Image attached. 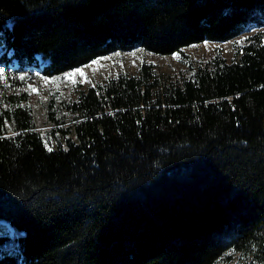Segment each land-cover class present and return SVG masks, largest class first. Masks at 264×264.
Masks as SVG:
<instances>
[{
	"label": "trees",
	"instance_id": "trees-1",
	"mask_svg": "<svg viewBox=\"0 0 264 264\" xmlns=\"http://www.w3.org/2000/svg\"><path fill=\"white\" fill-rule=\"evenodd\" d=\"M263 26L264 0H0V66L54 77ZM263 36L169 85L145 65L43 117L0 103V264H264Z\"/></svg>",
	"mask_w": 264,
	"mask_h": 264
},
{
	"label": "rangeland",
	"instance_id": "rangeland-1",
	"mask_svg": "<svg viewBox=\"0 0 264 264\" xmlns=\"http://www.w3.org/2000/svg\"><path fill=\"white\" fill-rule=\"evenodd\" d=\"M263 31L264 26L256 27L229 41H204L184 47L180 52L170 55H160L141 48L117 51L54 77L45 76L39 68H28L16 73L14 69L8 70L0 66V103L2 106H9L13 99L21 105L32 106L37 115L43 117L47 101L53 100L55 108H59V104L65 100H75L81 92L99 84L103 85L110 78L119 75H138L141 67L145 65L152 67L160 85H169L191 74L200 64L217 54L222 55L227 61L234 60L237 58L238 50L242 49L249 38ZM80 72H83V76ZM74 73L75 75H72ZM46 132L43 128L44 137ZM246 262H249L246 255L228 251L217 264Z\"/></svg>",
	"mask_w": 264,
	"mask_h": 264
},
{
	"label": "snow or ice",
	"instance_id": "snow-or-ice-1",
	"mask_svg": "<svg viewBox=\"0 0 264 264\" xmlns=\"http://www.w3.org/2000/svg\"><path fill=\"white\" fill-rule=\"evenodd\" d=\"M94 63H95V62H94ZM72 75H75V73L72 74ZM80 75L83 76V72H80ZM69 78L71 79V77H69ZM21 79H23V77H21ZM49 150H51V149H49Z\"/></svg>",
	"mask_w": 264,
	"mask_h": 264
}]
</instances>
